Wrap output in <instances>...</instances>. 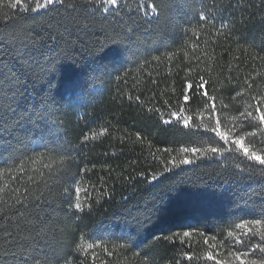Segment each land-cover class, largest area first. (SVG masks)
<instances>
[{
  "label": "trees",
  "instance_id": "trees-1",
  "mask_svg": "<svg viewBox=\"0 0 264 264\" xmlns=\"http://www.w3.org/2000/svg\"><path fill=\"white\" fill-rule=\"evenodd\" d=\"M13 3L0 0V264L227 258L231 217L245 201L259 208L264 176L238 178L242 152L205 151L219 146L205 125L239 131L240 112L264 95V0ZM201 77L212 99L185 103V84ZM181 107L190 129L162 123ZM45 110L48 122L37 118ZM52 121L60 148L45 144Z\"/></svg>",
  "mask_w": 264,
  "mask_h": 264
},
{
  "label": "snow or ice",
  "instance_id": "snow-or-ice-1",
  "mask_svg": "<svg viewBox=\"0 0 264 264\" xmlns=\"http://www.w3.org/2000/svg\"><path fill=\"white\" fill-rule=\"evenodd\" d=\"M89 4H95L99 8L108 6H115L118 0H86ZM143 3L144 0H141ZM21 3V0H15V3L11 5L12 8H16L18 4ZM63 5L64 0H43V3H40V0H37V7L33 8L32 11H37L40 8H49L52 5ZM68 7H73V5H68ZM153 12H156L158 8L161 7L160 4L152 3L147 5ZM205 17H201V20H204ZM207 82L201 77V82L194 84L191 81H188L185 84L187 91L183 95V100L185 103H188L193 98V93L197 92L202 94L204 97H208V92L206 89ZM249 87H251L249 85ZM241 93L237 92L236 96L233 97L236 100ZM4 97L0 95V101ZM211 100V97H208ZM255 103L249 102L243 112H240V116L243 117L241 121L240 130L233 133L231 130L222 131V121L217 119L215 124L209 120V123L205 125V131L208 133L214 134L218 138L217 143L218 147L210 146L205 151L212 154H220L223 156L225 153L233 155V158H238V154L242 152L243 160L241 163L237 164L239 172L236 174L240 180H250L253 178V174L259 171L261 176H264V169H256L254 164L247 163L252 161L258 163L259 165H264V157L258 155L256 151H250L248 147L245 146V139L250 138V143H259L264 145V95H256L251 98ZM227 108V105H224ZM210 113V116H215L217 114V106L213 102L211 108L207 109ZM238 110V109H237ZM187 109L181 107L180 110H172L170 112V119H163L162 123L168 126H171L175 121L177 124H181L183 129H190L192 125L190 121L192 120L191 116H184L183 112ZM46 113V114H45ZM52 113L37 112V118L48 122L51 118ZM55 121H52L48 124L46 131L44 132L45 144L51 142L56 144V141H59L64 136V133L58 128H54ZM249 128L255 129L254 131H249ZM259 136V140H257ZM55 139H52V138ZM87 140V137H85ZM222 142V143H220ZM231 146H235L234 149ZM57 148L62 147L61 144H56ZM184 152L191 151L193 154L200 153L201 149L198 147L183 148ZM12 157H10L11 159ZM182 164L192 163L191 160L185 158L181 160ZM50 167V166H49ZM249 170L247 175H244L245 170ZM23 174V173H21ZM155 179V177H153ZM264 196V193H261ZM76 209H80L81 205L79 202L75 204ZM239 221V222H236ZM229 227L232 229L229 231L228 236L231 238L227 241H221L220 247L222 251L227 253V258L221 259L218 258L220 253L218 252L215 256L212 251H207L204 255L208 261H215V264H264V199L260 201V206L252 205L248 206V202L245 201V207L239 209L238 214H233L231 217V222ZM183 235L188 237L189 232H184ZM258 238V239H256ZM215 240L216 237L213 236ZM205 244L208 243V240L205 239ZM89 248L92 245L88 246ZM217 245L213 244L212 248H216ZM250 253L251 257L250 258ZM192 257H189L191 260Z\"/></svg>",
  "mask_w": 264,
  "mask_h": 264
}]
</instances>
